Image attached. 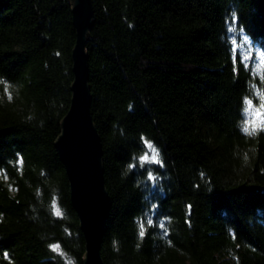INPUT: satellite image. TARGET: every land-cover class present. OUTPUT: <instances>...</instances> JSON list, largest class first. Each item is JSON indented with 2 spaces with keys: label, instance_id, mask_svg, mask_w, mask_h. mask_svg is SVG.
Returning <instances> with one entry per match:
<instances>
[{
  "label": "trees",
  "instance_id": "trees-1",
  "mask_svg": "<svg viewBox=\"0 0 264 264\" xmlns=\"http://www.w3.org/2000/svg\"><path fill=\"white\" fill-rule=\"evenodd\" d=\"M91 5L104 264H264V0ZM71 8L0 0V264H83L55 148L72 95ZM145 140L160 163L140 161Z\"/></svg>",
  "mask_w": 264,
  "mask_h": 264
},
{
  "label": "water",
  "instance_id": "water-1",
  "mask_svg": "<svg viewBox=\"0 0 264 264\" xmlns=\"http://www.w3.org/2000/svg\"><path fill=\"white\" fill-rule=\"evenodd\" d=\"M71 12L76 29L71 54L72 95L55 148L68 178L71 204L85 240L83 264H104L100 246L110 198L104 184L101 141L90 113L85 42L92 24L91 0H72Z\"/></svg>",
  "mask_w": 264,
  "mask_h": 264
},
{
  "label": "snow or ice",
  "instance_id": "snow-or-ice-1",
  "mask_svg": "<svg viewBox=\"0 0 264 264\" xmlns=\"http://www.w3.org/2000/svg\"><path fill=\"white\" fill-rule=\"evenodd\" d=\"M229 30H230V29H229ZM246 103L249 104V105H251V101H246ZM130 107H131V106H130ZM245 111H247V109H245ZM241 130H242L243 132H245L246 134H248V135H252V134H254L253 131H249V128H248L247 126H242ZM141 139L143 140L144 138L142 137ZM144 144H145V147L149 148V149L151 150V152H152V156H151V160H150V162H151V163H155V164L160 163V161H159V159H158V157H159L158 150H157V149L151 144L150 141L145 140V141H144ZM139 159H140L141 162H149V157H148V155H142V156H140ZM131 167H132V165H129V168H131ZM151 178H152V177H151V175H150V176H149V179H151ZM55 214H56V215H60V214H61L60 211H59V209H56V210H55ZM144 234H145V232H144V227H143V225H141L140 235L143 237ZM50 247L52 248L53 251L59 252V245H50Z\"/></svg>",
  "mask_w": 264,
  "mask_h": 264
},
{
  "label": "rangeland",
  "instance_id": "rangeland-1",
  "mask_svg": "<svg viewBox=\"0 0 264 264\" xmlns=\"http://www.w3.org/2000/svg\"><path fill=\"white\" fill-rule=\"evenodd\" d=\"M260 114H261V111H257V112L255 113V115H254V118L257 119V117H259ZM255 119H254V120H255ZM144 155H148V157H149V162H150V160H151V156H152V152H151V150H150L149 148H147V151L145 152ZM146 163H147V162H146Z\"/></svg>",
  "mask_w": 264,
  "mask_h": 264
}]
</instances>
